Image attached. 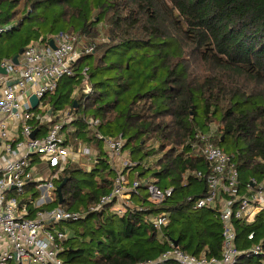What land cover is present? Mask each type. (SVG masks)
<instances>
[{"label":"trees","instance_id":"obj_1","mask_svg":"<svg viewBox=\"0 0 264 264\" xmlns=\"http://www.w3.org/2000/svg\"><path fill=\"white\" fill-rule=\"evenodd\" d=\"M0 25L7 28L0 39H15L0 62H13L29 45L47 46L63 34L94 48L44 99L53 113L67 106L76 117L64 128L67 139L96 154L87 168L76 161L61 173L56 186L67 179L63 204L57 195L43 207L82 214L60 225L76 224L67 228L71 235L62 259L157 263L175 242L192 256L220 257L219 212L194 208L207 195L209 166L194 155L193 145L198 135L214 132L211 142L233 157L243 185L264 176V0H0ZM104 83L112 84V94L99 91ZM86 119L100 121L96 131L102 139ZM52 125L45 123L40 131ZM104 139L124 141L122 156L132 166L121 171L131 186L139 184L123 216L112 205L89 211L111 194L118 176ZM149 182L172 195L153 202ZM164 213L170 223L160 235L149 219ZM236 232L238 247L246 252L264 238L262 216L256 224L236 223ZM253 232L255 240L249 241ZM255 262L244 254L237 264Z\"/></svg>","mask_w":264,"mask_h":264},{"label":"built area","instance_id":"obj_2","mask_svg":"<svg viewBox=\"0 0 264 264\" xmlns=\"http://www.w3.org/2000/svg\"><path fill=\"white\" fill-rule=\"evenodd\" d=\"M6 31L7 28L0 25V36ZM53 40L55 50L40 43L29 45L18 66L9 60L0 62V67L7 71L6 75L0 74V264H69L61 254L71 232L61 229L60 225L78 221L82 214L61 207H43L55 200L56 182L71 163L78 161L76 156L96 159L95 151L89 146L81 142L76 146L67 139L64 128L75 121V115L69 111L53 113L44 101L55 93L61 79L74 75L77 62L84 55L92 54L94 48H81V40L73 35L63 34ZM87 72L88 69H84L85 77ZM85 92H91L89 86ZM32 96L40 101L35 110L29 101ZM48 118L55 122L41 138L40 126ZM86 123L88 129L102 139L96 131L100 121L86 119ZM34 131L37 132L32 139ZM213 136L214 132L209 136L200 134L193 145L194 155L203 158L209 166L207 195L196 201L194 208H212L219 212L223 231L221 255L192 256L170 243L171 249L157 263L150 264L169 261L177 264H237L244 254L253 256L255 264H264V238L242 252L236 232L238 222L256 224L260 216L264 221V176L261 181L250 178L243 185L233 157L211 142ZM104 143L113 163L123 155L122 139H104ZM127 166H132L129 160H126ZM115 169L118 176L111 194L90 208V212L112 205V211L123 216L132 207L131 197L139 184L131 186L122 171ZM196 176L204 177L201 172ZM148 192L150 199L158 204L172 195V190L162 191L151 182ZM149 221L162 235L170 223L169 214L157 215ZM255 237L253 232L248 240L254 241Z\"/></svg>","mask_w":264,"mask_h":264},{"label":"rangeland","instance_id":"obj_3","mask_svg":"<svg viewBox=\"0 0 264 264\" xmlns=\"http://www.w3.org/2000/svg\"><path fill=\"white\" fill-rule=\"evenodd\" d=\"M57 28V31H60L61 30V27L60 26H58V27H56ZM12 39L13 38H11V37H9V36H7V35H5V36H3L1 39H0V49L1 48H3V50L5 49L6 50V48H9V46L11 45V43H12ZM13 41H15V39H13ZM84 46H87V45H85V42L82 40L81 41V44H80V47L82 48V47H84ZM8 54H9V52H8ZM7 56V50L6 51H3V53H1L0 52V57H6ZM90 64L93 66V63L92 62H90ZM108 76H109V72H107L106 73ZM95 82H97V81H95ZM107 84H105L104 83V85H102L101 87H100V89H99V91L100 92H103V93H108L109 92V94L111 93L112 94V90H113V87H112V84H110L109 86H106ZM117 97H118V95H116ZM109 97H110V99H114V97H115V95L113 94V95H109ZM120 98H121V96H120ZM66 105L64 104L63 105V108L61 109V110H63V111H66L67 109H66ZM223 150H226L225 148H223ZM130 151H126V154H128ZM80 155H82V154H80ZM78 158V161H80L81 163H82V165H80V166H82V167H86V166H88V164H90V160H89V158H87V157H83V156H76V159ZM125 165H126V157L125 156H121L120 158H117V159H115V162L113 163V166H117L116 168L118 169V170H121L123 167H125ZM87 168V167H86ZM85 169V168H84ZM248 171H246V173H245V175H247L248 173H247ZM243 175V174H242ZM73 226H76V224L75 225H70V226H68V225H64L63 227H64V229H70V228H73Z\"/></svg>","mask_w":264,"mask_h":264},{"label":"water","instance_id":"obj_4","mask_svg":"<svg viewBox=\"0 0 264 264\" xmlns=\"http://www.w3.org/2000/svg\"><path fill=\"white\" fill-rule=\"evenodd\" d=\"M50 47H51L53 50L56 49V46H55V42H54V40H52V41L50 42ZM23 52H24V50L22 49V50L19 52V54L16 55V56L14 57V59H13V64H14V65L18 66V65L20 64V57L22 56ZM0 73L3 74V75H6V74H7V71H6L4 68L0 67ZM29 101H30V104H31L33 110L37 109L38 104H39V102H40L39 99H38L36 96H32V97H30V100H29ZM75 106H76V104H75ZM36 132H37V131H34V133H33V135H32V139L35 138V134H36ZM66 184H67V179H65V180H64V181H63V182L57 187V189H56V193H57V195H58V199H59V205H62V204H63V193H62V191H63V188L66 186ZM174 246L177 247V246H178V242H175V243H174Z\"/></svg>","mask_w":264,"mask_h":264},{"label":"crops","instance_id":"obj_5","mask_svg":"<svg viewBox=\"0 0 264 264\" xmlns=\"http://www.w3.org/2000/svg\"><path fill=\"white\" fill-rule=\"evenodd\" d=\"M1 74V73H0ZM47 104V103H46ZM51 108V107H50ZM50 108H48V109H50ZM52 110V109H51ZM66 111H69V109L68 110H66ZM65 111V112H66ZM61 112H64V111H61ZM52 114V113H51ZM49 120L48 121H46V123H53V122H55V121H53L52 119H50V118H48ZM46 134H47V131L45 132V131H42L41 130V133L39 134V137H44V136H46ZM36 135V134H35ZM88 146V145H87ZM93 150V149H92ZM94 151V150H93ZM126 160H128V159H126ZM91 162H90V165L94 162V159H91L90 160ZM88 166H89V164H88ZM117 166H115L114 168H116Z\"/></svg>","mask_w":264,"mask_h":264}]
</instances>
